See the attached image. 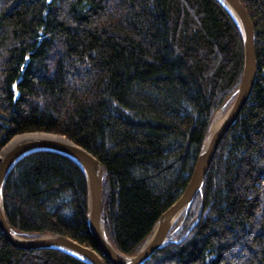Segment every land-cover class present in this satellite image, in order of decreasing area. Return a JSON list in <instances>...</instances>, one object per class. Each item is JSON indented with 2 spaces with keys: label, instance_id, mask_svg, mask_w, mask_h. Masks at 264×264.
Listing matches in <instances>:
<instances>
[{
  "label": "trees",
  "instance_id": "1",
  "mask_svg": "<svg viewBox=\"0 0 264 264\" xmlns=\"http://www.w3.org/2000/svg\"><path fill=\"white\" fill-rule=\"evenodd\" d=\"M239 1L254 26L252 92L200 192L143 264H264V0ZM242 69L239 30L219 0H0V150L43 131L90 152L104 169L103 230L133 254L182 193ZM3 211L24 236L56 233L96 248L85 174L61 153L21 158ZM0 264L87 263L18 249L0 228Z\"/></svg>",
  "mask_w": 264,
  "mask_h": 264
},
{
  "label": "water",
  "instance_id": "2",
  "mask_svg": "<svg viewBox=\"0 0 264 264\" xmlns=\"http://www.w3.org/2000/svg\"><path fill=\"white\" fill-rule=\"evenodd\" d=\"M219 1L229 12L239 30L243 48L241 79L234 92V98L220 122L212 126L211 121L182 193L159 216L141 247L133 254H123L111 244L103 230L101 202L104 169L102 164L90 152L64 135L43 131L16 135L0 150V228L13 246L23 250L58 249L81 259L87 264H143L155 250L172 236L176 229H172L174 223L189 208L200 192L220 140L236 122L255 83L257 72L255 35L250 16L239 0ZM45 150L66 155L82 168L86 177L87 189L86 221L96 248L83 245L68 236L56 233L24 236L8 224L3 211V190L6 179L13 166L21 158L33 152Z\"/></svg>",
  "mask_w": 264,
  "mask_h": 264
},
{
  "label": "rangeland",
  "instance_id": "3",
  "mask_svg": "<svg viewBox=\"0 0 264 264\" xmlns=\"http://www.w3.org/2000/svg\"><path fill=\"white\" fill-rule=\"evenodd\" d=\"M235 92V91H234ZM234 96V93H233V95H231L223 104H222V106L220 107V108H218L216 111H215V113H214V115H213V117L215 116V114L219 111V110H221V112L223 113V115L225 114V112L227 111V109L229 108V106H230V104H231V102H232V100H233V97ZM213 119V118H212ZM212 121V120H211ZM211 124V123H210ZM3 148V147H2ZM182 221H183V219L179 222V223H182Z\"/></svg>",
  "mask_w": 264,
  "mask_h": 264
},
{
  "label": "bare ground",
  "instance_id": "4",
  "mask_svg": "<svg viewBox=\"0 0 264 264\" xmlns=\"http://www.w3.org/2000/svg\"><path fill=\"white\" fill-rule=\"evenodd\" d=\"M222 117H223V113L221 112V110H219L216 114H215V116L213 117V119H212V126H214V125H216L218 122H220V120L222 119ZM46 136H48V135H46ZM22 137V136H21Z\"/></svg>",
  "mask_w": 264,
  "mask_h": 264
}]
</instances>
